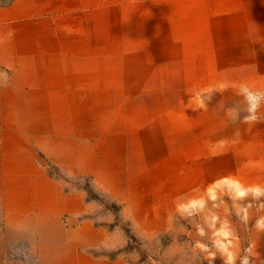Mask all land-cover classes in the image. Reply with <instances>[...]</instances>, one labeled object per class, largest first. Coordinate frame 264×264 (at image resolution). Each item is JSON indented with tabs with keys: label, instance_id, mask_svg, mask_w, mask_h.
Segmentation results:
<instances>
[{
	"label": "crops",
	"instance_id": "1",
	"mask_svg": "<svg viewBox=\"0 0 264 264\" xmlns=\"http://www.w3.org/2000/svg\"><path fill=\"white\" fill-rule=\"evenodd\" d=\"M142 21L198 38L194 56L174 39L133 51ZM51 167L130 209L144 179L172 182L161 197L173 204L213 187L264 195V0L0 6V264H116L94 253L109 242L84 218L97 206Z\"/></svg>",
	"mask_w": 264,
	"mask_h": 264
},
{
	"label": "rangeland",
	"instance_id": "2",
	"mask_svg": "<svg viewBox=\"0 0 264 264\" xmlns=\"http://www.w3.org/2000/svg\"><path fill=\"white\" fill-rule=\"evenodd\" d=\"M12 0H0V6ZM133 51L151 50L171 39L179 43L180 59H188L190 36L156 35L168 22H132ZM181 30L182 22H180ZM128 38H100L101 48L123 46ZM114 41V42H113ZM148 51V52H149ZM138 76V70H133ZM118 117V116H117ZM67 188L82 190L97 210L84 216L103 226L109 236L107 245L94 253L116 264H264V248L253 244L264 240V195H239L227 187H213L210 195L191 202L173 204L161 197L172 182L144 179L134 182L130 207L109 196L87 177H66L51 167ZM164 185V188L162 187ZM166 185V186H165Z\"/></svg>",
	"mask_w": 264,
	"mask_h": 264
},
{
	"label": "clouds",
	"instance_id": "3",
	"mask_svg": "<svg viewBox=\"0 0 264 264\" xmlns=\"http://www.w3.org/2000/svg\"><path fill=\"white\" fill-rule=\"evenodd\" d=\"M240 195H244V193H243V192H241V193H240ZM245 264H246V261H245Z\"/></svg>",
	"mask_w": 264,
	"mask_h": 264
}]
</instances>
